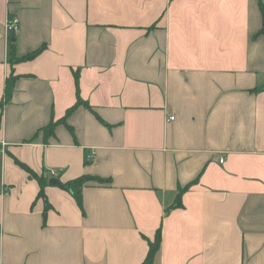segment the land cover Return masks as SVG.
<instances>
[{
	"label": "crops",
	"instance_id": "1",
	"mask_svg": "<svg viewBox=\"0 0 264 264\" xmlns=\"http://www.w3.org/2000/svg\"><path fill=\"white\" fill-rule=\"evenodd\" d=\"M263 9L0 0V264H264Z\"/></svg>",
	"mask_w": 264,
	"mask_h": 264
},
{
	"label": "trees",
	"instance_id": "2",
	"mask_svg": "<svg viewBox=\"0 0 264 264\" xmlns=\"http://www.w3.org/2000/svg\"><path fill=\"white\" fill-rule=\"evenodd\" d=\"M263 15H264V9H263ZM261 34L264 35V25H263ZM14 48L15 47H13V49H12L13 60H14V62H17V61H20L21 59H19L15 55ZM42 49L43 48H40L37 51H34V52L28 54L24 59L30 60V59L34 58L37 54H39L42 51ZM78 79L79 78L76 77L77 84H78ZM13 81H14V79H10L8 81V84L6 87V99L7 100H9V98L12 95V91H13V84L12 83H13ZM81 106L86 107L90 110H93L88 102H85L81 99H78V102L72 108H70L67 111L66 116L64 118H62L59 121H52L50 123V125L44 129L45 135L53 136L55 129L60 124H66L67 125V120H68L69 116ZM69 129H70V132L73 135H75L73 128L69 127ZM19 164L23 169H25L28 172L29 177L31 179H35L36 181H38V183L40 185L39 197L46 199L45 188L49 184L48 177H45L44 175L40 176L34 170H32L30 167H28L27 165H25L23 163H19ZM91 182H96L97 184H107V183H109V180L101 179L98 177L82 176V177H79L75 180H72L66 184H62V188L67 190L68 192H70V194L74 197V199L76 200L78 206L82 209V211H84L83 189L87 184H89ZM47 208L48 209L50 208V205L48 203H47ZM149 246H150V249H149L148 255L145 259L144 264H154V260L156 258V255L161 248V231L158 232L154 241H150Z\"/></svg>",
	"mask_w": 264,
	"mask_h": 264
},
{
	"label": "built area",
	"instance_id": "3",
	"mask_svg": "<svg viewBox=\"0 0 264 264\" xmlns=\"http://www.w3.org/2000/svg\"><path fill=\"white\" fill-rule=\"evenodd\" d=\"M19 29H20L19 19L17 17L9 18L7 21V30H8L9 35H16L18 33ZM170 119L174 120L175 118L171 117ZM3 146H5V144H3ZM51 175L53 177H57L58 173L56 171H52Z\"/></svg>",
	"mask_w": 264,
	"mask_h": 264
},
{
	"label": "water",
	"instance_id": "4",
	"mask_svg": "<svg viewBox=\"0 0 264 264\" xmlns=\"http://www.w3.org/2000/svg\"><path fill=\"white\" fill-rule=\"evenodd\" d=\"M49 184H50V185H58V186L62 187V184H61V183L59 182V180L56 179V178H52V179H50V180H49Z\"/></svg>",
	"mask_w": 264,
	"mask_h": 264
}]
</instances>
